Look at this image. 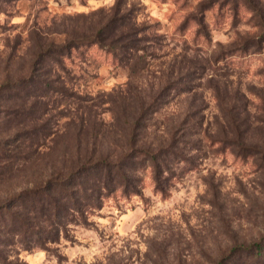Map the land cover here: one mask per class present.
I'll list each match as a JSON object with an SVG mask.
<instances>
[{"label": "rangeland", "instance_id": "rangeland-1", "mask_svg": "<svg viewBox=\"0 0 264 264\" xmlns=\"http://www.w3.org/2000/svg\"><path fill=\"white\" fill-rule=\"evenodd\" d=\"M204 1L14 0L0 4V83L30 71L36 35L42 42L63 43L73 35L92 33L113 18L118 28L111 33L110 26L108 34L119 42L130 35L142 47V56L124 65L105 48L84 45L66 60L65 70L58 67L59 84L71 96L56 101L52 140L28 167L30 181L38 180L49 165L69 167L90 156L116 159L127 152L134 131L136 147L156 149L175 137L176 142H184L177 144L180 152L187 141V147L196 143L199 149L188 162L170 156L166 194L157 191L151 168L140 170L141 194L124 195L123 188L117 189L89 217L90 224L70 225L72 240L62 237L51 250H21L11 257L15 264H214L236 241L256 239L263 233L264 161L242 159L231 148L212 145L208 138L219 131L222 120L213 86L217 84L220 88L230 84L231 90L248 96L249 133L258 138L264 135V109L255 95L264 92V46L239 53L229 69L221 62L217 67L224 69L214 71L213 62L207 63L221 48L258 32L259 20L248 0H219L206 10L212 37L207 42L196 37L198 25L191 18ZM253 1L264 7V0ZM150 93L156 94V110L149 120L136 118L139 98Z\"/></svg>", "mask_w": 264, "mask_h": 264}, {"label": "trees", "instance_id": "trees-1", "mask_svg": "<svg viewBox=\"0 0 264 264\" xmlns=\"http://www.w3.org/2000/svg\"><path fill=\"white\" fill-rule=\"evenodd\" d=\"M11 1L14 0H0V4ZM218 2L204 1L200 12L191 17L198 25L197 38L211 42L206 10ZM248 3L254 16L258 17L260 29L243 36L239 44L221 48L211 55L207 63L211 66L213 62L214 71L224 69L217 67L221 62L229 69V64H234L232 59L239 53L247 54L251 48L256 51L263 49L264 7L253 0H248ZM232 4L237 16V7L235 3ZM113 22L112 18L92 33L73 35L63 43H57L54 39L42 42L36 35L37 48L30 71L24 75L6 77L0 83V264H15V258L11 257L18 256L21 250L35 247L51 250L52 245L58 244L62 237L72 240L70 225L90 224L89 217L102 209L104 200L119 188H123L124 195L141 194L143 178L140 170L151 168L157 191L166 194L165 172L170 156L188 162L189 157H194L195 152L199 151L196 143L187 147V141L180 152L177 144L184 142H176L175 137L168 145L156 149L136 147L137 132L134 131L127 152L116 159L90 156L81 158L69 167L56 169L54 165H49L39 173L38 180L30 181L28 167L33 164L35 155L40 154V149L49 146L48 141L52 140L56 101L71 96L66 86L59 84L62 77L58 67L65 70L66 60L70 59L75 49L84 45H99L124 65L142 56L139 54L142 47H139L138 39L129 35V39L119 42L111 35L118 28ZM192 48L199 50L198 44ZM190 65L195 70L194 63ZM213 86L216 87L222 120L219 131L208 135L211 144L219 143L231 148L232 153L242 159H262L263 162L264 135L254 137L249 133L250 125H247L248 96L240 90H231L230 84H224L223 88L218 84ZM155 95L150 93L147 98H139L140 115L136 118L149 120V115L156 110ZM255 95L264 109V92ZM190 116L191 113L188 114V122ZM79 118L83 121V117ZM262 164L261 170H264ZM261 219L263 233L258 238L236 241L213 263L264 264V210Z\"/></svg>", "mask_w": 264, "mask_h": 264}]
</instances>
